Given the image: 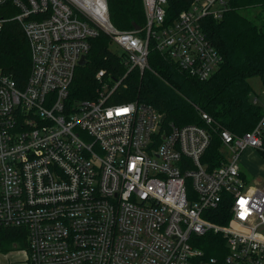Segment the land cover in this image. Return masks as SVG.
<instances>
[{
  "label": "built area",
  "instance_id": "2783aa9c",
  "mask_svg": "<svg viewBox=\"0 0 264 264\" xmlns=\"http://www.w3.org/2000/svg\"><path fill=\"white\" fill-rule=\"evenodd\" d=\"M142 1L144 27L122 31L107 0H13L31 68L22 88L0 70V229L26 235L30 264H264V190L237 164L247 148H263L264 100L251 97L263 108L253 130L220 131L233 158L208 170L205 127L165 124L151 105L115 102L120 80L104 69L93 99H71L100 33L122 49L127 73L149 67L150 41L199 80L218 71L223 58L201 20L221 19L230 0H194L171 22L167 0ZM225 195L231 218L222 226L210 217ZM210 231L227 240L221 259L204 260L195 245Z\"/></svg>",
  "mask_w": 264,
  "mask_h": 264
},
{
  "label": "trees",
  "instance_id": "16d2710c",
  "mask_svg": "<svg viewBox=\"0 0 264 264\" xmlns=\"http://www.w3.org/2000/svg\"><path fill=\"white\" fill-rule=\"evenodd\" d=\"M194 0H167V22L190 7ZM109 17L119 30L130 31L134 25L144 27L142 0H107ZM259 8L256 20L249 17L251 9ZM19 10L13 0L0 5V18L6 19L0 32V70L16 87L22 88L30 73V48L23 27L14 20ZM211 44L222 55L218 71L207 80H199L157 51L150 41L148 64L143 72L133 68L127 73L122 57L112 49L110 38L100 33L91 41L86 65L79 67L72 83V100L93 99L99 89L95 74L104 69L111 78L120 80L113 92L117 103L136 101L154 107L165 118V124L205 127L211 137L202 158L208 170L220 166L226 159L221 153L220 131L228 130L242 135L255 128L263 108L251 100L249 78H264V0H230L219 20L204 17L201 20ZM127 74V75H126ZM126 75V76H125ZM208 114L212 123L203 120ZM264 155L263 148L260 149ZM241 178L248 183L241 171ZM212 210L210 219L219 225H228L231 215L229 195ZM195 245L202 250L204 260L221 259L227 253V240L220 233L207 232L194 236ZM12 245L29 248L26 235L16 228L0 229V251Z\"/></svg>",
  "mask_w": 264,
  "mask_h": 264
},
{
  "label": "rangeland",
  "instance_id": "374dc122",
  "mask_svg": "<svg viewBox=\"0 0 264 264\" xmlns=\"http://www.w3.org/2000/svg\"><path fill=\"white\" fill-rule=\"evenodd\" d=\"M259 10V8L251 9L250 13L246 12V14L260 23V20L256 19ZM111 47L117 53H122V49L116 44ZM249 83L252 88L251 97H258L259 103H262L264 100V78L254 76L249 78ZM221 153L228 161L233 158L232 151L225 145L221 146ZM237 164L252 188L264 190V155L260 149L247 148L240 154ZM29 254V248L21 249L20 246L12 245L10 250L0 251V264H28Z\"/></svg>",
  "mask_w": 264,
  "mask_h": 264
},
{
  "label": "water",
  "instance_id": "95a60500",
  "mask_svg": "<svg viewBox=\"0 0 264 264\" xmlns=\"http://www.w3.org/2000/svg\"><path fill=\"white\" fill-rule=\"evenodd\" d=\"M134 29L139 30V29H141V26L134 25ZM80 65L81 66L85 65V59L84 58L80 61ZM162 119L164 120V117Z\"/></svg>",
  "mask_w": 264,
  "mask_h": 264
},
{
  "label": "crops",
  "instance_id": "0c3cea01",
  "mask_svg": "<svg viewBox=\"0 0 264 264\" xmlns=\"http://www.w3.org/2000/svg\"><path fill=\"white\" fill-rule=\"evenodd\" d=\"M28 262V261H27ZM28 264H30L29 262H28Z\"/></svg>",
  "mask_w": 264,
  "mask_h": 264
}]
</instances>
